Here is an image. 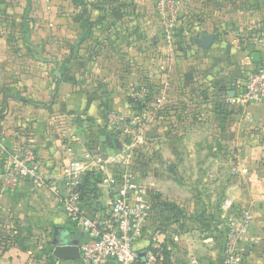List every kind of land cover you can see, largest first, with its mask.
I'll list each match as a JSON object with an SVG mask.
<instances>
[{
	"label": "crops",
	"instance_id": "obj_1",
	"mask_svg": "<svg viewBox=\"0 0 264 264\" xmlns=\"http://www.w3.org/2000/svg\"><path fill=\"white\" fill-rule=\"evenodd\" d=\"M65 1L68 4V0ZM241 1L232 8L242 9ZM244 1L246 6L243 7L249 16L220 21L229 31L225 40L227 47H222L215 39L211 49L201 48L204 50L205 75L198 83L190 82L192 77L189 75L188 85L181 90L176 83V70L160 68L164 56L155 61L151 78L143 79L141 68L144 66L141 65H135L137 70L132 72L131 61L139 57L133 54L130 45L140 40L133 42L136 38H130L124 31L115 36L112 12L105 10L103 20H99L104 10H99L93 3L87 7L89 27L93 29L90 35L82 29L81 8L73 9L80 11L73 22L68 20L65 12L64 20H60L65 23L64 29L72 23L75 30L73 40L69 39L77 46L73 54L29 53L25 59H20L11 51L14 44L8 37L11 31L20 35L27 33L21 36L27 44L44 43V39L34 40V31L29 36V27H34L29 21V0H0V110H3L0 168L5 169L12 153L21 148L23 141L16 127L26 122L31 125V146L37 150L42 168L49 175L59 173L67 162V145L73 146L79 155L89 149L115 151V139L105 127L108 112L102 115L101 110L130 112V92L135 84L145 81L138 85L148 84L167 90L169 111L153 122L160 127V135L151 144L154 151L145 152L142 177L160 196L155 200V206L159 204L165 208L167 202L172 203L177 207L179 217L173 218L167 229L149 222L138 247L145 249L158 230L170 264H219L224 250L226 221L231 214L221 205L224 199L230 198L234 201L235 214L249 209L253 215L251 241L246 245L241 264H264V161L259 162L264 157V102L246 108H234L225 103L235 86L260 65L261 55L254 59L260 52L243 41L240 34L248 27L250 33L264 35V0ZM61 2L56 4L60 7ZM51 5H55V0H51ZM72 7L63 8V11ZM152 8L139 5L137 14L144 13L145 9L150 13ZM132 23L144 27L142 19ZM123 24L128 30L130 21L124 20ZM103 26L106 28L104 37L98 31V27ZM166 48L172 55L177 47ZM223 49H230L238 58L240 68L238 66L236 75L225 72L223 65L215 66L213 55L223 56ZM20 60L29 61V74L28 71L20 72ZM144 76H148L146 72ZM17 93L31 102L20 101ZM71 94L81 95L78 106L86 110L81 116L86 120L70 116L71 105L76 112V104L69 98ZM87 124L92 133L85 128ZM237 160L248 168L247 174L232 173V165ZM99 195L98 209L107 204L106 194ZM44 221L46 232H37V224ZM48 225L51 228L48 229ZM54 226L70 230L69 239L82 241L84 238L83 232L67 219L62 202L48 188H37L26 181L16 192H10L0 184V240L7 243L0 251V264H81L79 260H60L50 254V250L44 251L43 238L52 237Z\"/></svg>",
	"mask_w": 264,
	"mask_h": 264
},
{
	"label": "built area",
	"instance_id": "obj_2",
	"mask_svg": "<svg viewBox=\"0 0 264 264\" xmlns=\"http://www.w3.org/2000/svg\"><path fill=\"white\" fill-rule=\"evenodd\" d=\"M156 11L164 19L165 43L174 47V28L177 26L176 0H159ZM241 39L260 52V65L250 71L235 86L226 102L234 108H246L264 102V35L242 32ZM130 112L110 111L105 116L106 128L117 134L120 148L106 152L85 150L80 155L67 145L68 160L56 175L47 174L33 148L14 151L10 164L0 173L4 189L15 190L21 183L30 182L37 188H48L63 205L71 224L83 232L80 243L81 264H170L161 231L145 249L138 247L149 224L154 204L142 177L146 156L143 146L147 129L164 115L169 106L167 90L152 85L134 87L130 92ZM142 106L141 109H135ZM233 174H247L248 168L232 166ZM101 176L100 193L107 196V204L91 213L82 201L81 184L86 174ZM221 208L231 213L227 217L224 250L219 264H241L246 245L251 241L253 215L249 209L235 214L234 201L226 198ZM145 252L142 259L140 253Z\"/></svg>",
	"mask_w": 264,
	"mask_h": 264
},
{
	"label": "rangeland",
	"instance_id": "obj_3",
	"mask_svg": "<svg viewBox=\"0 0 264 264\" xmlns=\"http://www.w3.org/2000/svg\"><path fill=\"white\" fill-rule=\"evenodd\" d=\"M58 1L60 0H55V5H51V0H29V21L34 26L33 28L29 27V36L30 33L34 31V40H41V38H43L44 43L27 44L24 39L25 37H21L22 35L27 33L23 32L20 35L16 33L14 34V32L16 31H11V33L8 34V37L14 43L12 45L13 47L11 51L20 59L24 58L25 55H29V53L41 54V52H43L48 53L49 55H55L58 52H65L66 55L73 54L74 49L77 46H75L72 41H69V39L73 38V35H75V30L72 23H70L71 26L67 25V28L64 29L63 27L65 23H60V20H64L63 18L65 17V15L63 13L65 12L67 14L68 20L71 19V21L73 22L74 19L77 18L80 14V11L78 13L77 10H73L74 8H81L83 11V8L86 7L87 10L88 5L90 3H93L92 5L97 7L99 10H104V13H100L99 17L101 18H99V20H103L102 16L103 14H105V10H108V12H112L115 18L113 21L114 28L112 29V32L115 36L121 34L122 31H124L128 33L130 38H136L135 40H133V42L140 40L139 43L130 45V48L133 50V54H136L139 57V59H134L133 61H131V69H134V71L132 72H135L137 70L135 65L144 66L141 68V70H143L144 73L146 72L148 76L144 78L145 76L143 73V79H149L154 74L155 61L158 57L160 58L164 56L165 58L163 59L164 61H161L160 68L164 69L165 67L167 69L171 68L176 70L178 76L176 83L177 86L181 87V90H185L186 86L188 85L189 75H191L192 77V80L190 82L193 81L194 83L200 82L201 76L205 75V67L203 64L204 50L196 45L194 41L195 37L199 36L203 32L210 31L216 33V43H221L227 40L229 31L221 25L220 21L227 20L229 22L235 19H233V17L239 16V18L241 19L244 16H249V13L245 12V9L243 7V5H245L244 0H240L242 9L232 8V6L239 4L238 0H176V3L178 4V22L177 26L174 28V45L177 48L174 49V54L171 55L167 50V46L164 41V19L156 11L159 0H142L141 2L137 0H93V2H90L89 0H82L84 5L74 4L73 0H70L72 3L68 0V4H66V1L62 0V2L60 3V7L59 4H56V2L58 3ZM139 5H141L142 7L147 6L148 9L150 7L153 8L150 13L146 11L148 9H145L144 13L143 11H140L139 14H137V7ZM69 6L73 7L69 11H63V8L67 9ZM87 15L88 11L82 12V29L83 31L85 30L87 32V35H90L93 32V29L87 26V24L90 25L88 23L89 18ZM141 19L144 20V27L132 23V21H139ZM124 20L130 21L128 30L125 24H123ZM10 21L14 22L13 19H11ZM145 22H147L146 26L144 25ZM98 31L99 35H103V37L105 36L106 28L104 26L98 27ZM241 31L248 33L251 32L248 27H244ZM127 33H124L125 36ZM61 38H65V40L63 41L61 40ZM20 40H22V42H20ZM62 41L64 43H62ZM103 47H106L105 44H103ZM93 51L95 50L93 49ZM222 51L224 53L223 56L219 55L218 53L214 54L215 56L213 55V59L215 60L216 64L215 66L223 65L225 72L229 73L231 76L236 75V73L239 71V64L236 61V59L238 58L231 53L230 49H223L221 50V52ZM192 52L194 53V55L192 54ZM193 58L195 59L194 62ZM67 63L70 62L67 60ZM18 64L20 65V72L28 71L27 74H29V61L20 60ZM156 64L159 65V63L157 62ZM67 67L68 64L67 66H65V68ZM144 82L145 81L138 82L137 85L135 84V87L139 86L138 84ZM17 96L21 97V94L17 93ZM78 96L81 97V95ZM78 96H74L73 94H71V96L69 97L71 101L76 104V112H73L74 105H71L72 113L70 116L79 117L80 120L83 121L86 119H82L81 116L86 110L81 108L79 109L78 103H80V99ZM109 111L113 110L104 109L101 110V114L104 115ZM86 116H90V114H86ZM101 125L104 126V122H102ZM20 127H22L21 124L17 126L16 129L19 136H22L26 133V131H28V129L19 130ZM85 128L90 131L89 133L93 132L89 129V124H87ZM108 131L110 132L109 129ZM96 134H98V132H96ZM146 134L147 140L143 146V150L144 152H149V150L150 152H152L154 151V149L152 148L151 144H153L160 135V127L158 126V124H151L148 127ZM23 148L24 147L21 145V148L19 150ZM232 158L235 159V156H232ZM263 161L264 157L259 160L260 163H263ZM239 165H242V162L237 160L232 166ZM16 189L10 190V192H16ZM147 190L154 204V211L150 220L151 224L153 226L161 227V229H167V227L172 223L173 218L176 219V217H179L177 216V211L175 209H171V207L168 206L165 208H161L160 206H158L159 204L155 206V200H157L160 196L159 194H157L153 185L147 186ZM13 223L14 222H12V226H14ZM45 226H47V223L45 221L43 223H38L37 232H46L44 230ZM49 228H51V225H48V229ZM51 238L52 237L48 238L47 236L43 238L44 243H46L44 244V246H46L44 251L50 250L49 248H51ZM50 254H52V251L50 252Z\"/></svg>",
	"mask_w": 264,
	"mask_h": 264
},
{
	"label": "trees",
	"instance_id": "obj_4",
	"mask_svg": "<svg viewBox=\"0 0 264 264\" xmlns=\"http://www.w3.org/2000/svg\"><path fill=\"white\" fill-rule=\"evenodd\" d=\"M73 3L74 4H82L84 5V3L82 2V0H73ZM86 6V5H85ZM83 11L86 12V8H83ZM89 23V22H88ZM87 26L89 27L90 25L87 24ZM220 45L222 47H227L228 43L226 41H223L220 43ZM252 71V70H251ZM250 72V71H249ZM156 88V90H158L159 88H157L156 86H153ZM20 101H23V102H31L29 101L27 98H20ZM130 102H133V99L130 98ZM142 106H138L137 108L135 109H141ZM169 111V108H165V111H164V116L166 115V112ZM110 112V111H109ZM2 113H3V110H0V117H2ZM106 116V115H105ZM105 121V119H104ZM105 127H106V123H105ZM27 130L25 134H23L21 137L22 139V146L24 147L23 149L27 148V147H31L33 148L37 158L40 160L39 156L37 155V150L35 149V147L32 145L31 146V138L29 136V129H31V125H29V122H26L24 124H22V127L19 128V130ZM17 130V129H16ZM18 132V131H17ZM24 133V132H22ZM110 135L113 137V139H115L117 137V134L110 131L109 132ZM114 148L116 149V146H114ZM4 167H1L0 168V173H2L4 171ZM101 181V176L98 175V174H93V173H89V174H86L84 177H83V182L81 184V191H82V201L84 203V206L91 212V213H94L96 212L98 209V206L99 203L97 202L98 198H99V194H100V189L98 188V183ZM168 207H171V209H175L177 211V207L172 204V203H169L167 202L166 204ZM178 211H177V216H178ZM4 239H1L0 240V251H2V249L6 248L7 246V243H5L3 241ZM52 251V247L50 248V252Z\"/></svg>",
	"mask_w": 264,
	"mask_h": 264
},
{
	"label": "water",
	"instance_id": "obj_5",
	"mask_svg": "<svg viewBox=\"0 0 264 264\" xmlns=\"http://www.w3.org/2000/svg\"><path fill=\"white\" fill-rule=\"evenodd\" d=\"M216 35L214 33H202L195 37V43L202 49L209 50L215 44ZM260 57L259 53L254 55V59ZM115 144L120 148L119 140H115ZM72 232L62 226H54L51 245L52 255L60 260L77 261L80 259V240L69 239L68 236ZM142 259L145 258V252L140 253Z\"/></svg>",
	"mask_w": 264,
	"mask_h": 264
}]
</instances>
